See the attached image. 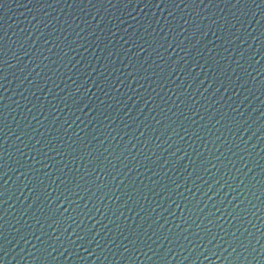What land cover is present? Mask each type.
Listing matches in <instances>:
<instances>
[{"label": "water", "instance_id": "obj_1", "mask_svg": "<svg viewBox=\"0 0 264 264\" xmlns=\"http://www.w3.org/2000/svg\"><path fill=\"white\" fill-rule=\"evenodd\" d=\"M0 264H264V0H0Z\"/></svg>", "mask_w": 264, "mask_h": 264}]
</instances>
